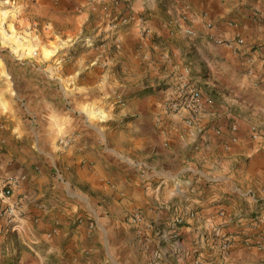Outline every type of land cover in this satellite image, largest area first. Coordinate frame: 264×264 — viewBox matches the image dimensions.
Instances as JSON below:
<instances>
[{
  "label": "crops",
  "instance_id": "obj_1",
  "mask_svg": "<svg viewBox=\"0 0 264 264\" xmlns=\"http://www.w3.org/2000/svg\"><path fill=\"white\" fill-rule=\"evenodd\" d=\"M36 1L66 28L31 32L22 19L46 51L38 67L20 62L24 90L14 80L0 89V117L24 143L0 163V181L22 177L12 197L22 216L0 233V264H264L263 24L225 22L223 0L194 1L171 29L141 21L155 0ZM76 20L80 31L95 23L82 49ZM211 32L246 41L237 52ZM186 69L214 99L193 126L164 106ZM136 209L153 229L131 222Z\"/></svg>",
  "mask_w": 264,
  "mask_h": 264
},
{
  "label": "rangeland",
  "instance_id": "obj_2",
  "mask_svg": "<svg viewBox=\"0 0 264 264\" xmlns=\"http://www.w3.org/2000/svg\"><path fill=\"white\" fill-rule=\"evenodd\" d=\"M119 1L124 2L125 0H118V2ZM155 1L157 3L155 7L151 6L150 8H143V10L141 8L139 11L141 14V21L151 24L157 21H164L168 29H171L174 23H179L180 25V20H182V18L187 20L186 18L189 17L188 12L192 9V3L196 0H163L165 6L159 4L160 0ZM224 1L227 2L229 7L228 14L224 17L225 22H229L233 25H244V20L251 18L252 23L256 22L264 26V0H223V2ZM127 8L128 7L125 5L121 9L126 10ZM183 8L185 9L183 10ZM88 9V6H85L84 8L80 7V9L76 10V19L83 13H86ZM239 12L241 15H238ZM22 19H29L32 26L31 29L28 30L31 32L35 30V28L38 29L47 24H54L59 29L66 28V25L62 24V22H58V14L54 9L46 5L41 6L36 0H0V89H12L8 81L14 80L19 90H24L25 83L23 76L25 70L22 68L20 62L30 61L33 67L36 65V67H38V65L42 63L40 51L42 49L46 51V41L44 40H47V37L42 39L39 35L34 36L33 33L29 35L25 34L24 27L21 25ZM99 20L100 19H97V21ZM214 24H216V26L223 25L221 24V20L214 22ZM94 26L95 23H92L88 29L80 31V25L77 20L75 21L74 30L78 35V41H80V49L86 47L83 46V43L87 38H92ZM213 28L214 30L212 31H215V27ZM146 33H148V29L145 31V34ZM185 34L190 37L192 36L187 32H185ZM210 34L209 41H213L211 36L219 37L217 33L211 32ZM239 38L242 37L236 36L233 39ZM263 46L262 44L255 45V48ZM233 50L239 51L238 48ZM252 50H254V48ZM35 71L36 70L32 71L33 77L37 76L45 85L50 83V80L43 74L44 72H42V70H39L38 73ZM162 85L166 87L165 84L162 83ZM156 87H159V85ZM124 103L125 101L123 99V103H117L116 105H122ZM17 139L18 138H14L13 135L9 133L7 121L0 117V163L5 165L10 162L9 159L11 156L15 158L18 156L20 153V146L24 143L22 141H17ZM37 171H40V169H37ZM0 254V260H2L4 252L1 249Z\"/></svg>",
  "mask_w": 264,
  "mask_h": 264
},
{
  "label": "built area",
  "instance_id": "obj_3",
  "mask_svg": "<svg viewBox=\"0 0 264 264\" xmlns=\"http://www.w3.org/2000/svg\"><path fill=\"white\" fill-rule=\"evenodd\" d=\"M186 32L190 35L195 34V31L192 28H187ZM211 39L216 44L225 45L232 49L243 45L245 42L243 38L225 39L218 36H211ZM119 103H123L122 98H120ZM213 104L214 99L204 94L191 79L190 69L185 70L184 74H182L179 78L178 86L172 89L171 93L164 100L165 109L172 114L181 117L188 126H193L199 116ZM233 130L238 131V127L234 126ZM251 130L255 138L261 135L257 127L253 126ZM72 140L73 139L71 137L62 138L60 139V144L68 146L71 144ZM21 180L22 177L13 175L0 181V233L18 230L19 219L22 215L19 211V204L16 203L12 197L16 188L20 185ZM220 215L224 216L225 212H220ZM129 219L138 227L148 230L154 228V225L151 222L146 221L144 214L140 209H136L129 216ZM183 222L184 218L182 216H177L174 219V223L176 225H180ZM231 244L232 239L226 236L224 242L222 243V248L224 250H228Z\"/></svg>",
  "mask_w": 264,
  "mask_h": 264
}]
</instances>
